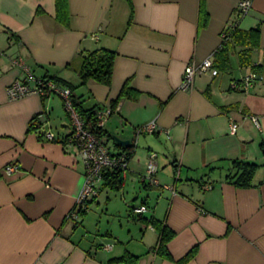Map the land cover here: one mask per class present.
<instances>
[{
	"label": "crops",
	"instance_id": "obj_1",
	"mask_svg": "<svg viewBox=\"0 0 264 264\" xmlns=\"http://www.w3.org/2000/svg\"><path fill=\"white\" fill-rule=\"evenodd\" d=\"M238 1L63 0L58 16L56 0H0V264H264V0H251L237 21L251 38L230 40L220 53ZM97 48L115 53L110 84H80V52ZM210 55L218 74L197 73L180 90L185 66ZM17 56L33 76L70 83L85 108L112 106L124 84L136 93L114 103L100 137L112 152L133 145L120 188L102 187L78 221L66 218L83 183L75 148L60 140L70 132L68 114L54 94L8 98L7 85L25 78ZM259 67L262 79L230 89ZM41 111L46 122L30 126ZM152 120L159 132L134 133ZM44 129L57 140H43ZM149 152L157 184L144 187ZM233 159L259 164L249 186L227 180ZM10 163L18 170L6 175ZM120 193L113 205L111 194ZM143 203L145 213L131 212ZM151 216L172 232L170 258L155 251Z\"/></svg>",
	"mask_w": 264,
	"mask_h": 264
},
{
	"label": "built area",
	"instance_id": "obj_2",
	"mask_svg": "<svg viewBox=\"0 0 264 264\" xmlns=\"http://www.w3.org/2000/svg\"><path fill=\"white\" fill-rule=\"evenodd\" d=\"M251 5V0H239L236 4L235 12L236 18H233L226 24V27L221 33V38H226V34L230 29L235 26L240 17H243L248 8ZM13 64L20 67L25 73L24 79H14L6 87V93L10 100H15L25 95L35 93L40 97H46L51 94L57 95L62 99L64 109L66 110L69 118L70 135L68 136L67 145L73 146L76 153L83 164V183L80 191L76 197L75 203L70 211L67 213L66 218L72 221H78L80 217V211L85 209V205L93 198H95L101 191L106 173L109 172H122L127 169L126 153L123 151L112 152L107 146L94 134H92L84 125L82 118L78 111L75 109L71 101V91L68 87L61 85L49 78H37L29 71L28 67L24 63L21 57H15ZM209 71L212 75L218 74V70L213 65V56L210 55L200 61L199 63L189 62L183 71L182 80L179 85L180 90H189L194 81V77L197 73H203ZM262 79L260 72L252 70L247 75L238 80H232L230 82V89H244L247 90L252 83ZM32 83V84H30ZM112 112V108L104 107L96 112L95 118L97 126L102 127L105 119ZM251 119L256 122L255 117ZM47 120V115L44 111L36 114L33 123L36 127H41ZM237 124L231 122L229 125V132L235 133ZM161 129L155 121L134 127V133H156ZM168 135V130H165ZM41 137L45 141L56 140V135L48 130H42ZM136 141L133 142L135 144ZM156 154L149 152L148 160L146 163L145 172L141 177V181L154 185L157 184L155 177L156 173ZM18 170L17 165L8 164L4 167V173L11 175ZM165 188L172 189V186H166ZM147 211L145 205L141 204L133 208V212L136 214H143ZM151 227V226H150Z\"/></svg>",
	"mask_w": 264,
	"mask_h": 264
},
{
	"label": "trees",
	"instance_id": "obj_3",
	"mask_svg": "<svg viewBox=\"0 0 264 264\" xmlns=\"http://www.w3.org/2000/svg\"><path fill=\"white\" fill-rule=\"evenodd\" d=\"M62 1L63 0H56V3L58 5V11H57L58 16L63 15L65 12L64 7L62 5ZM203 24L204 23H199L200 26ZM251 32H252L251 30L249 31L240 30L238 28V24H236L226 34V38L221 40V45L218 48V51H220V53L222 51H225L227 44L230 40H233V41L235 40V42H238L240 41L239 39L241 40H245L246 38L250 39ZM114 56H115L114 51H111L106 48H97L91 51L80 52L81 63L78 69V77L80 79V84H84L87 80L93 79L102 84L109 85L111 74H112ZM223 58L225 59L224 56ZM213 65L217 70L219 69L216 67L214 63ZM257 69L259 70V72L261 71V67L256 68L254 70L257 71ZM43 78L52 79L53 81L61 85H64L70 89L72 104L74 105L75 109L78 111L80 117L82 118L85 127L92 134H94L96 137L100 139V137L104 134V130L102 127L97 126L95 115H96V112L101 108L95 107V106L85 108L84 106H82L81 101H79L80 99L79 96H76L73 93V90L75 88L70 83L63 82L54 76H45ZM135 95L136 93L132 90V88L128 87L127 84H124L116 101L121 97H134ZM116 101L112 103V106L110 105V108H113V105ZM34 117L32 118V121L30 122V126L31 125L33 126L34 124L33 123ZM69 135H70V132L63 139H60L61 142L66 144L65 140H67ZM260 148H261L262 153L264 154V143L263 142H260ZM133 151H134L133 145H130L126 150H123V152L126 153L127 162L130 159L131 155L133 154ZM258 166L259 164L254 161L233 159L230 161V169L231 168L234 169V172L233 173L228 172V174L226 175V178L229 182L233 183L236 186H239V187L249 186L252 173ZM122 172L119 171V172L106 173V175L104 176L105 179H104L103 187H108L111 190H118L121 185V173ZM142 183L144 184V187H147L149 185L144 182ZM87 204L85 205V209L80 211V216L86 213V211L88 210ZM143 205L145 204L143 203ZM131 210H132L131 212L134 213L133 208ZM137 215H142V214H137ZM145 221L148 225H150L153 229L157 230L159 233V238L155 246V251L157 253L162 254L166 258H170V255L166 248V242L169 240V237L171 236L172 232L167 228L166 224L162 223L159 220L152 218V216L145 218ZM193 251H194L193 249L190 250L189 253L184 258L181 259V262H184L187 259H189L192 256ZM131 258H135V257L132 255H129V256L124 255L121 257V259H123L124 261L131 259Z\"/></svg>",
	"mask_w": 264,
	"mask_h": 264
},
{
	"label": "rangeland",
	"instance_id": "obj_4",
	"mask_svg": "<svg viewBox=\"0 0 264 264\" xmlns=\"http://www.w3.org/2000/svg\"><path fill=\"white\" fill-rule=\"evenodd\" d=\"M55 96H57V95H55ZM61 100H62V99H61ZM62 103H63V102H62ZM143 173H144V172H143ZM127 183H128V186H129V187H126V188H131L132 185H131L130 181H129V182L127 181ZM142 185H143V184L140 183L139 186H141V190L144 191L145 189H144V187H143ZM105 191H108V189H104L103 192L101 193V196L105 194ZM108 194H109V192H108ZM121 194H122V193H120V194H116V195L111 194V201H112L113 205H115V204L117 205L118 201H119L120 198H121ZM126 198H127L126 200H129V201H130V199L132 198V196H130V195L128 194ZM103 219H104V218H103ZM103 219H102V220H103ZM108 220H109V222L111 223V225H115L116 220H115L114 218L109 217Z\"/></svg>",
	"mask_w": 264,
	"mask_h": 264
},
{
	"label": "water",
	"instance_id": "obj_5",
	"mask_svg": "<svg viewBox=\"0 0 264 264\" xmlns=\"http://www.w3.org/2000/svg\"><path fill=\"white\" fill-rule=\"evenodd\" d=\"M113 139L115 140V142L119 143L120 145H127L128 144V141H124V140H120L119 138H117L116 136H113ZM137 198V197H135Z\"/></svg>",
	"mask_w": 264,
	"mask_h": 264
}]
</instances>
